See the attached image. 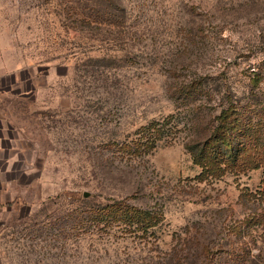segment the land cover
Wrapping results in <instances>:
<instances>
[{
    "label": "rangeland",
    "instance_id": "374dc122",
    "mask_svg": "<svg viewBox=\"0 0 264 264\" xmlns=\"http://www.w3.org/2000/svg\"><path fill=\"white\" fill-rule=\"evenodd\" d=\"M245 149L264 0H0V264H264V166L194 161Z\"/></svg>",
    "mask_w": 264,
    "mask_h": 264
},
{
    "label": "trees",
    "instance_id": "16d2710c",
    "mask_svg": "<svg viewBox=\"0 0 264 264\" xmlns=\"http://www.w3.org/2000/svg\"><path fill=\"white\" fill-rule=\"evenodd\" d=\"M234 109L229 108L225 110L221 116L220 123L214 131L212 140L213 142L223 145H229L232 143L235 136L234 129L237 124L233 123ZM195 163L202 168L203 177H218L221 176L226 168L234 164L239 170L259 168L264 166V155L260 151L251 149H245L242 152L235 154L230 162L225 161V158L221 155L215 154H200L195 155ZM261 199L264 200V188L261 192Z\"/></svg>",
    "mask_w": 264,
    "mask_h": 264
}]
</instances>
